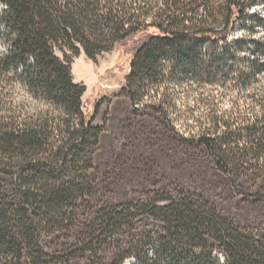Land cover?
I'll return each instance as SVG.
<instances>
[{
    "label": "trees",
    "instance_id": "obj_1",
    "mask_svg": "<svg viewBox=\"0 0 264 264\" xmlns=\"http://www.w3.org/2000/svg\"><path fill=\"white\" fill-rule=\"evenodd\" d=\"M220 1L216 9L215 0H3L8 9L0 11V22L8 31L1 29L0 35L4 43L12 31L16 38L0 57V264H75L90 258L87 264H122L129 255L110 261L99 254L101 247L118 243L114 235L120 232L136 243L132 217L138 209L128 203L102 208V195L88 174L90 148L102 129L85 111V88L72 78L71 57L81 52L95 60L116 44L144 35L130 62L129 84L159 80L163 73L157 66L165 55L193 83L211 88L221 78L231 80L235 70L228 64L246 63L234 87L246 89L252 101L244 107L232 101L221 112L212 90L202 94L197 103L205 111L188 113L180 139L210 158L222 174L257 171L246 163L264 159V86L258 84L264 43L230 40L237 23L245 21V3ZM219 48L220 57L212 53ZM243 50L248 54L240 55ZM18 86L36 101L33 111L13 107L9 99ZM155 112L171 124L168 113ZM71 163L75 169L70 173ZM164 200L169 205L153 207L146 201L139 212L159 218L167 247L197 246L202 252L166 251L159 261L145 256L137 264H159L160 259L165 264H264V219L237 220L228 208L191 191ZM77 227L78 239L67 240Z\"/></svg>",
    "mask_w": 264,
    "mask_h": 264
},
{
    "label": "rangeland",
    "instance_id": "obj_2",
    "mask_svg": "<svg viewBox=\"0 0 264 264\" xmlns=\"http://www.w3.org/2000/svg\"><path fill=\"white\" fill-rule=\"evenodd\" d=\"M239 1L245 3L246 17L244 22L237 23L230 34V40L241 37L247 41L261 40L264 43V0ZM221 3L220 0H215L216 9ZM143 39L144 35H139L116 44L95 60L87 58L83 52L71 57L73 81L85 88L82 97L85 111L89 115H95L93 124L102 129L97 145L90 148L92 159L88 158L91 160L88 174L94 181L96 191L102 195L99 199L100 206L105 208L108 205L128 203L138 209L133 210L136 214L132 217L135 224L133 233L137 235L136 243H129L128 233L120 232L114 235L118 243L103 246L99 251L104 259L110 261L114 255H129L122 264H137L145 256L159 261L158 255L166 251L180 253L184 250L193 255L202 252L197 246L190 249L176 246L171 248V245L167 247L168 236L159 218L139 212L140 206L146 201H151L153 207H163L170 203L164 199L191 191L220 208H228L229 213L237 220L254 223L264 219V159L247 161V165L258 168L253 174L239 177L225 175L216 169L210 158L197 154L195 146L180 139L185 133L188 113L197 116L205 111L206 106L197 103L202 94L205 96L212 90L221 112L229 110L232 101L238 102L242 107L252 101L246 89L239 91L237 88L241 82L240 77L246 70V63L228 64L235 70L231 80L223 83L224 79L221 78L211 88L193 83L181 73L174 60L165 55L157 66L158 71L163 73L159 80L155 83L137 80L129 84L130 62L135 48ZM202 49L212 51L207 44H203ZM212 53L220 57L222 51L219 48ZM55 54L62 57L57 50ZM246 54V50L240 52V55ZM258 82L260 86H264V72L259 75ZM129 87L136 100L132 99L133 93L124 90ZM143 87L145 91L141 89ZM230 87V90L223 91ZM22 92L26 93L25 89L18 86L11 94L9 100L13 107L23 105L22 108L26 111H33L37 103L32 98L25 97L22 104L15 102L16 96L22 95ZM156 108L169 114L171 124L155 112ZM172 127L175 130L172 131ZM74 169L71 163L69 172ZM59 173L63 175L60 170ZM82 212L83 209L79 211L80 217L83 216ZM93 215L95 213L88 214L86 218L91 220ZM126 217L127 213L123 212L121 218ZM78 237L77 227L68 235L67 240L74 242ZM47 243L50 244V238L46 240ZM91 254L87 252L88 256ZM214 255L223 261L220 252L214 251ZM88 261H92L91 258L75 264H87ZM162 261L160 259L159 264H165Z\"/></svg>",
    "mask_w": 264,
    "mask_h": 264
},
{
    "label": "clouds",
    "instance_id": "obj_3",
    "mask_svg": "<svg viewBox=\"0 0 264 264\" xmlns=\"http://www.w3.org/2000/svg\"><path fill=\"white\" fill-rule=\"evenodd\" d=\"M8 9V4L4 3L3 0H0V11H4ZM0 29H3L5 32H7L8 30L4 28V23L0 22ZM16 38V33L14 31L11 32L10 34V39L8 41V43H4V39L5 37L3 35H0V57H2L3 55H5L8 51V49L11 47L12 43L14 42ZM27 97L28 99H31L30 96H28V94L22 92V95H17L15 98V102L17 104H22L24 103V98Z\"/></svg>",
    "mask_w": 264,
    "mask_h": 264
},
{
    "label": "bare ground",
    "instance_id": "obj_4",
    "mask_svg": "<svg viewBox=\"0 0 264 264\" xmlns=\"http://www.w3.org/2000/svg\"><path fill=\"white\" fill-rule=\"evenodd\" d=\"M127 264H128V262H127Z\"/></svg>",
    "mask_w": 264,
    "mask_h": 264
}]
</instances>
